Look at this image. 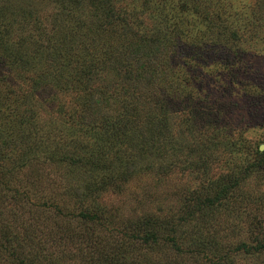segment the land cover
I'll return each instance as SVG.
<instances>
[{
	"label": "rangeland",
	"instance_id": "1",
	"mask_svg": "<svg viewBox=\"0 0 264 264\" xmlns=\"http://www.w3.org/2000/svg\"><path fill=\"white\" fill-rule=\"evenodd\" d=\"M85 1L79 19L87 23L96 11ZM109 1L112 21L136 15L141 30L158 40L148 46L161 53L152 66L160 84L153 80L151 92L164 89L165 98L147 96L140 88L138 93L130 90L139 109L133 119L120 92L150 79L139 66L146 62L141 54L129 56L133 64L121 53V58H113V52L105 55L113 37L106 29L95 34L101 44L95 50L99 61L81 66L82 45L93 46L86 37L98 38L84 35L79 12L65 20L58 0H0L6 19L0 28V175L6 184H0V224L22 225L34 219L38 230L54 232L58 226L75 231L87 226L102 235L103 244L113 246L111 232L151 217L167 222L179 251L170 241H161L142 250V264H215L219 254L229 264H264V253L237 248L241 242L253 248L264 236V165L250 171L264 160V0H199L196 7L192 0H174L177 13L165 8L171 2L163 0ZM7 23L10 33L4 32ZM176 31L175 39L161 41ZM56 37L73 46L65 58L49 55ZM22 41L32 54L44 49L42 57L40 51L31 54L29 73L24 64L17 73L15 56L9 52L10 43ZM157 100L162 107L152 108ZM50 118L55 123L44 125ZM133 131L134 142L128 137ZM148 137L152 140H145ZM43 144L64 147L53 163L38 165L32 155L29 163L24 155L28 146L40 159ZM65 150L68 154L61 160ZM82 157L90 171L99 166L104 177H114L80 204L76 198L83 194L67 186L69 180L89 174L70 162ZM33 163L36 173L28 174ZM230 185L235 189L229 197L206 207L207 216L201 219L197 208ZM23 193L30 198L27 203ZM39 195L49 203L40 206L45 211L29 205L43 204ZM97 207L105 211L100 222L77 217ZM53 239L57 246L73 245L63 233ZM50 244L49 237L46 248ZM202 245L209 246L210 261L187 252ZM0 264H7L1 253Z\"/></svg>",
	"mask_w": 264,
	"mask_h": 264
},
{
	"label": "trees",
	"instance_id": "2",
	"mask_svg": "<svg viewBox=\"0 0 264 264\" xmlns=\"http://www.w3.org/2000/svg\"><path fill=\"white\" fill-rule=\"evenodd\" d=\"M61 4L64 5L63 9V17L65 20H68V17H71L72 14L78 13L77 20H79L81 23L79 24L80 28H84L85 32L84 35L87 36L89 34L94 35L95 34H101L102 31L106 29H110L111 31L109 33L112 34L113 37L110 38L109 49L104 51V54L107 55L108 52H113L115 55L113 58H121L120 53L122 55V58H125V61H127L129 64H133L130 61H132L131 55H140L141 58H144L145 65H139L142 68V72L147 75L150 79L145 81L144 83L140 84V87L137 85V87L132 84L130 87L128 86L125 90L120 92V99L122 98L123 106L128 110L130 113L132 119L136 117V114L139 115V109L135 101H133L131 98L133 97L128 92L132 90V93H138L139 88L140 90H143L144 93H147V96H155L157 95V98L159 100L165 98L166 93L164 92V89L157 91L158 93L156 95H153V91L151 92L152 83L154 80L155 83H159L160 79L158 78V74L153 73L155 70V62L158 59L159 54L157 50L151 49L149 47V43L158 42V40L150 39L148 35L141 30L140 25L138 23V20L136 19V15L129 16H118V21L113 22L112 17L114 19L115 14L112 12L113 7L110 4L109 0H89V4L91 7L94 8L96 11L95 17L90 20L89 22H82L79 19L81 11L85 9V0H58ZM164 2H171L166 3L164 6L168 10H174L175 13L178 12V8L175 6L174 0H163ZM183 2L184 0H179ZM194 4V7L199 5V0H192ZM230 0H228L229 2ZM231 4H227L226 7H230ZM205 7V6H204ZM222 7V6H221ZM224 7L222 11L225 9ZM205 9V8H204ZM204 12H206L204 10ZM172 14V13H171ZM4 19V20H3ZM15 21L16 18H10ZM6 19L2 16L0 12V28L3 27L2 24ZM13 20H10L13 21ZM222 22V20H221ZM10 23H7V29L4 30L6 33H10L8 30V26ZM78 27V25H76ZM66 29L73 30L72 28L65 27ZM1 34V33H0ZM173 35L169 39H163L161 41L167 42L171 38L172 40L176 38L178 35L177 31L172 33ZM89 39L90 42L93 43V46H89L88 44L82 45V50L79 51L82 52L81 55V66H86L87 64L93 65L94 62H98V51H95L96 49L101 46L100 44V38H98V42L95 39L86 37ZM55 41L54 44H56V47L52 50L51 54H56L59 58H65L67 53L69 52V49L73 46L67 42L64 41H58L57 37L53 40ZM119 42H122L124 46H122L120 49L118 48ZM117 45H116V44ZM22 42L17 43H10L9 46V52L10 54H13L15 57L13 58V62H17L15 65V69L17 70V73L20 72V65L24 64L25 70L31 72V67L29 66V59L36 51H40V57L44 54V49H36L32 54V48L25 45L23 46ZM105 44V43H102ZM111 44H113V47H111ZM106 45V44H105ZM120 47V46H119ZM11 48V49H10ZM112 48H115L114 51H112ZM12 50V52L10 51ZM165 52H163L164 54ZM32 54V55H31ZM79 54V53H78ZM80 55V54H79ZM21 61H20V60ZM29 59V60H28ZM19 60V61H18ZM130 60V61H129ZM28 63V65L26 64ZM136 63L140 62L139 59L135 60ZM11 68V69H14ZM57 67L55 66V69ZM19 71V72H18ZM153 73L154 75H149V73ZM90 77H92L93 72H88ZM152 78H151V77ZM163 80V79H162ZM161 80V81H162ZM139 82H143L142 79L139 78ZM160 84V83H159ZM169 90V88H168ZM136 96H134V99ZM154 102V101H153ZM159 104V106H157ZM152 108H160L162 107L159 103V101H155L152 105ZM164 109L162 110L163 113ZM55 119L50 118L49 121L43 122L44 125H47V123H55ZM154 124V123H153ZM125 131V130H124ZM134 131L133 134L128 135L129 138L133 140V137L135 138ZM142 138L141 141L145 144V140H152L151 137ZM33 141H31L32 143ZM30 144V142H29ZM40 146V145H39ZM62 145H57L55 147H49L48 145H42V156L43 158H38V156H34L31 146H28L29 150L25 151L24 155H28L27 160L30 163L31 157L33 156L36 158L35 160L38 163L45 164L47 161L53 163L55 162V156L57 152L60 150V152L63 150ZM41 150V148H40ZM66 154H68V151L65 150L62 152V155L60 157L61 160L62 157H66ZM260 155H263V153H259ZM32 155V156H31ZM73 163V165L79 166L83 169H87L88 162L84 160V158H78L77 161H70ZM28 164V163H27ZM30 165V164H29ZM31 164L30 169L28 170V174L36 173L32 169ZM39 165V164H38ZM264 165V160L260 159L255 165H252L251 172L258 171L262 166ZM117 165L113 168L116 169ZM43 169V168H39ZM104 168L99 166H94L92 170L89 172L88 175L83 176V179L76 177L73 180H69L67 189H70L74 193L81 192L83 195L78 196L76 199L81 204V202H87L83 201V198H86V196H90L94 194V192L104 189L110 181L113 179L114 175L109 174L108 176L104 177L102 175V171ZM30 177L32 175H29ZM3 175H0V184H2V187H5L6 184L3 180ZM37 181V177L35 178ZM33 183L30 182L29 185ZM66 185H64V188ZM33 189V186H31ZM234 186H223L219 189L218 194L214 197L213 200L207 199L200 205L199 208H197L196 212H198V215H200L201 219H204L207 216V208L211 207L214 203H220L223 200H226L229 197V193L231 190H234ZM27 192L31 193V189L27 188L25 190ZM15 193H19V191L15 190ZM25 196V202H28L29 197H27L26 194H22ZM38 199L43 202V204H39L37 202L29 204L30 206H36L39 209H42L40 206L48 205L49 203L46 202V198H43L42 196H38ZM24 200V198H23ZM76 201V202H77ZM53 204V203H50ZM53 206L54 210H58V213H61L62 215L68 216V212H65L63 209L56 207V205H49ZM207 207V208H206ZM45 211L44 209H42ZM52 210V209H51ZM40 211V210H39ZM42 212V211H41ZM103 214H105V211H102L99 207L94 209H88L85 211H80L77 215L81 220L83 221H96L100 222V219H103ZM76 217V216H75ZM34 219H29L28 222L22 223V225H12V224H0V253L2 254L3 259H6L7 264H76L73 263L74 259H78L81 261L80 264L88 262V260L92 261V264H142V259L140 258L142 253V250L146 248H150L151 246L159 244L161 241L164 242H171V246L173 249H177L179 251L178 243L176 241V238H174V233L170 234V231L168 230L167 222L163 221V223L158 222L151 217L141 218L137 222L132 223L129 228L123 229L118 233L111 232V237L113 241V246H107L104 243V239H102V235L96 233V231L93 228L90 227H84L83 229L80 228L79 230L75 231L76 229L70 227V226H64V227H56L57 232H54L52 230L44 229V230H38L37 224L34 223ZM71 231V233H70ZM63 233L64 236H69L71 243H73L72 246H65L58 244L57 239H53V237L58 234ZM74 233V234H73ZM74 235L77 237L75 238ZM52 240V245L48 246L46 248V242L49 239ZM181 239V237H180ZM77 241L78 243H75ZM57 246H55V245ZM209 246H201L197 249L195 248H188L187 252L190 254L191 257H199L204 256L209 261L212 259L208 253L207 249ZM238 249H244L247 253H264V236L261 241H259L258 245H256L253 248H249L246 243L241 242L240 245L237 247ZM75 253H73L74 250ZM72 259L73 261H71ZM223 260L225 262H228L227 258L224 257V255H217L214 257L213 262L215 264H224L222 263Z\"/></svg>",
	"mask_w": 264,
	"mask_h": 264
}]
</instances>
